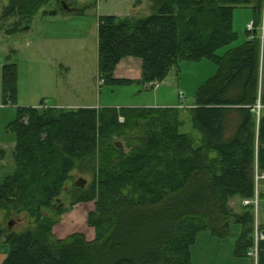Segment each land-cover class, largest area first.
<instances>
[{
	"label": "trees",
	"instance_id": "trees-1",
	"mask_svg": "<svg viewBox=\"0 0 264 264\" xmlns=\"http://www.w3.org/2000/svg\"><path fill=\"white\" fill-rule=\"evenodd\" d=\"M54 1L60 13H83L67 8V0H11L7 17L18 21L13 32L24 20L58 16L43 10ZM153 2L156 10L145 19L99 18L98 81L150 86L182 62L203 60L217 65V74L198 88L192 108L67 109L47 108L44 101L17 108L8 128L16 137L14 174L0 184V212L27 214L35 229H0V244L10 247L1 264H194L199 235L225 239L232 224L241 229L235 256L254 264L248 257L254 212L241 206L238 214L229 204L253 198L256 169L264 173V111L259 118L255 112L258 103L264 107V0ZM237 8L251 9L255 29L246 28V40L219 56L239 41ZM129 58L142 62L138 81L114 77ZM18 76L17 64L3 66L4 106H19ZM184 115L191 117L199 143L182 133ZM120 139L133 150L127 153ZM5 156L0 149V158ZM81 166L93 182L79 189L73 205L95 203L87 225L96 238L76 232L59 239L54 229L70 211L60 197ZM259 247L258 264H264V242Z\"/></svg>",
	"mask_w": 264,
	"mask_h": 264
},
{
	"label": "rangeland",
	"instance_id": "rangeland-1",
	"mask_svg": "<svg viewBox=\"0 0 264 264\" xmlns=\"http://www.w3.org/2000/svg\"><path fill=\"white\" fill-rule=\"evenodd\" d=\"M10 1L0 0V147L6 152V160L3 162L0 160V184L14 174L12 154L16 137L8 128L17 118V108L40 107L43 101L46 107L54 108L72 101L98 106L112 105L113 108L174 105L178 102L180 91L185 94L184 105L187 106L193 103L196 90L217 74L218 67L210 60L199 63L182 62L179 69H174L165 81L158 82L157 89L148 90L136 83L130 86L99 87L97 83L99 41L95 20L109 15H118L120 19H145L152 13L139 16L128 13L130 10H156L153 0H67V8L70 7L72 11H83L78 15L60 13L62 7L54 1L53 7H45L43 10L51 8L58 11L59 16L39 15L31 21L24 20L21 30L16 33L13 30L17 19L7 17ZM252 18V11L249 8H237L234 11V29L239 35V41L231 47L219 50L217 52L219 56L240 46L246 40V28ZM51 39L57 41L51 42L49 41ZM2 63L3 66L6 63L17 64L19 74L17 107L3 105ZM142 73L141 60L129 58L118 66L114 77L116 79L129 77L138 81L142 78ZM121 120L124 122V119ZM183 120L182 133L193 136L199 143L200 134L194 128L191 117L184 115ZM118 141L122 143L127 153L133 150L127 139ZM93 177V174L83 166L75 169L70 175L60 197L63 205L70 211L54 229L57 238L64 239L76 232L84 233L88 241L96 238L95 231L84 223L89 214L95 211V203L73 205L76 196L80 195L79 189L81 187L88 189ZM83 184L84 186H80ZM229 205L235 213H242L240 198L233 199ZM51 215L54 217V214ZM259 217L262 226L264 208L261 209ZM12 221V228H9ZM0 229L20 234L34 230L35 223L27 214L8 216L5 212H0ZM240 233L241 229L236 224H232L231 235L225 239L201 233L192 247L194 264L246 263V260L235 256ZM9 251L10 247L7 244H0V264Z\"/></svg>",
	"mask_w": 264,
	"mask_h": 264
},
{
	"label": "built area",
	"instance_id": "built-area-1",
	"mask_svg": "<svg viewBox=\"0 0 264 264\" xmlns=\"http://www.w3.org/2000/svg\"><path fill=\"white\" fill-rule=\"evenodd\" d=\"M249 32H253L255 29L254 23H249L247 27ZM262 32L264 34V26L262 27ZM253 39V37H252ZM262 40H264V35H262ZM104 80L98 81L99 86L104 85ZM153 89H157L159 87V83H153L150 85ZM179 100H180V108H185L184 102L186 100L185 94L183 92L179 93ZM262 111H264V107L258 103V105L255 108V112L258 116V118L261 116ZM122 121V120H121ZM255 192L254 197L249 198L247 200L242 201V206L246 208H252L254 215H255V226H254V244L253 247L250 248L248 251V257L254 260V264H258V258H259V251H260V243L264 242V231L261 229L262 222L260 221V211L262 208H264V200L261 199V196L263 194L262 188L264 187V173H260L258 169H256V175H255Z\"/></svg>",
	"mask_w": 264,
	"mask_h": 264
},
{
	"label": "crops",
	"instance_id": "crops-1",
	"mask_svg": "<svg viewBox=\"0 0 264 264\" xmlns=\"http://www.w3.org/2000/svg\"><path fill=\"white\" fill-rule=\"evenodd\" d=\"M75 12V11H74ZM153 14L154 13V10H130L129 11V13H128V15H133V16H139L140 14ZM60 15V14H59ZM58 15V16H59ZM70 15H77L76 13H72V14H70ZM109 16H111V15H109ZM114 16V15H113ZM56 17V16H55ZM69 17H72V16H69ZM117 17H118V15H117ZM100 18V17H99ZM72 19V18H71ZM136 20H138V19H136ZM95 23L97 24V35H98V23H99V19L98 20H95ZM49 41H57V40H53V39H51V40H49ZM99 41V40H98ZM31 45V44H30ZM29 45V46H30ZM127 60V59H126ZM121 65V64H120ZM2 66H3V63H2ZM125 79H130L129 77L128 78H125ZM131 80H133V79H131ZM145 89H148L149 90V87H148V85H146V86H143ZM198 90V89H197ZM197 90H196V92H197ZM180 92H182V91H180ZM179 92V93H180ZM196 94V93H195ZM73 102V101H72ZM72 102H69V104H65V105H60V106H58V107H55V108H71V109H79V108H97V109H99V108H103V107H113L112 105H108V106H102V105H100V106H98V105H93V104H87V103H72ZM44 104H46V103H44ZM194 104H195V96H194V100H193V103H191L190 105H187V106H185V108H192V107H194ZM41 105V104H40ZM180 105V100L178 99V102H177V104H174V105H136L135 107H137V108H176V107H178ZM23 106H26V105H23ZM29 106V105H28ZM46 106V105H45ZM24 108H30V107H24ZM47 108H54V107H47ZM117 108H122V107H117ZM15 148V147H14ZM0 149H2L3 150V148L2 147H0ZM0 160H1V162H3L4 160H6V156L4 157V158H0ZM65 216V215H64ZM64 216L62 217V221H63V219H64ZM87 219H88V217H87ZM66 222H69V221H66ZM70 222H73V221H70ZM84 223H87V220L84 222Z\"/></svg>",
	"mask_w": 264,
	"mask_h": 264
},
{
	"label": "water",
	"instance_id": "water-1",
	"mask_svg": "<svg viewBox=\"0 0 264 264\" xmlns=\"http://www.w3.org/2000/svg\"><path fill=\"white\" fill-rule=\"evenodd\" d=\"M65 8H66V6H65ZM80 186H84V184L83 185H80ZM12 223H13V221L9 224V228H12Z\"/></svg>",
	"mask_w": 264,
	"mask_h": 264
}]
</instances>
